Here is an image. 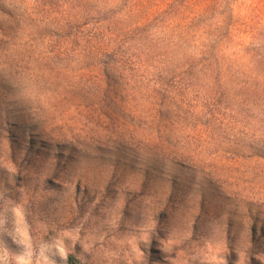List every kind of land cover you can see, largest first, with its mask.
<instances>
[{"label": "rangeland", "instance_id": "1", "mask_svg": "<svg viewBox=\"0 0 264 264\" xmlns=\"http://www.w3.org/2000/svg\"><path fill=\"white\" fill-rule=\"evenodd\" d=\"M125 1L0 0V264H264L263 42Z\"/></svg>", "mask_w": 264, "mask_h": 264}, {"label": "trees", "instance_id": "2", "mask_svg": "<svg viewBox=\"0 0 264 264\" xmlns=\"http://www.w3.org/2000/svg\"><path fill=\"white\" fill-rule=\"evenodd\" d=\"M238 7V8H237ZM119 20L109 33L116 41L126 30L138 29L143 25L171 27L173 30H187V25L206 20L219 37V53L225 43L230 42L238 33H246L254 41L263 42L264 50V6H249L241 13L238 0H126ZM72 264H77L70 256Z\"/></svg>", "mask_w": 264, "mask_h": 264}]
</instances>
